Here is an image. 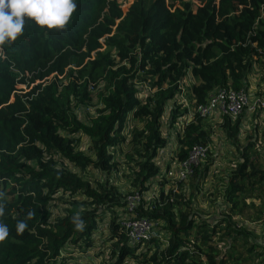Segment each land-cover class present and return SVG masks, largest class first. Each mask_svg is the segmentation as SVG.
<instances>
[{
  "label": "trees",
  "instance_id": "obj_1",
  "mask_svg": "<svg viewBox=\"0 0 264 264\" xmlns=\"http://www.w3.org/2000/svg\"><path fill=\"white\" fill-rule=\"evenodd\" d=\"M103 1L76 0L78 9L64 31L28 22L17 41L0 47V223L9 229L0 242V264H80L74 252L94 248L105 217L106 234L98 236L112 249L102 264H264V240H253L232 219L254 205L246 198L264 196V170L253 162L255 140L237 143L240 116H223L218 125L239 161L220 193L226 212L215 219L164 190L165 174L153 161L166 143L160 118L186 73L194 79L187 88L194 103L215 88L246 87L252 63L263 55L264 0H132L124 13L111 2L101 17ZM173 1L177 6L170 9ZM30 77L29 83L36 82L16 93ZM138 83L149 88L143 99L137 97ZM79 106H93L85 121L73 113ZM185 113L174 101L167 124ZM82 135L90 153L77 148ZM176 142L178 164L193 146H206L202 118L193 114ZM123 145L128 150L122 162L134 189L125 195L108 180L118 169L110 150ZM64 163L77 173H103L102 179L89 183ZM206 166L199 172L193 167L192 175L202 178ZM155 178L157 195L126 210V196L142 195ZM75 191L81 196L75 200L57 195ZM53 200L63 204L61 215L49 211ZM131 215L152 223L148 240L128 241L121 217ZM258 215L264 238V212ZM19 221L27 224L23 233L16 230Z\"/></svg>",
  "mask_w": 264,
  "mask_h": 264
},
{
  "label": "rangeland",
  "instance_id": "obj_2",
  "mask_svg": "<svg viewBox=\"0 0 264 264\" xmlns=\"http://www.w3.org/2000/svg\"><path fill=\"white\" fill-rule=\"evenodd\" d=\"M132 0H104L101 6L100 16L108 15L107 7L111 2L119 5L121 11L124 13L131 3ZM211 0L210 5L213 4ZM194 4L198 2L193 1ZM204 0L200 1L202 4ZM198 5V4H197ZM177 6V2L173 1L170 9ZM264 69V65L259 68L261 72ZM50 79V76L48 77ZM34 79H36L34 77ZM32 77L25 84H18L16 89V93H22L29 89V87L36 82H30ZM189 77L187 76L186 81L181 82L182 89H186L188 86ZM29 83V84H28ZM28 84V85H27ZM137 87H140V91L137 95L138 97L144 98V96L148 93L149 88L145 83H138ZM184 99L187 100V97L183 95ZM91 104H94V100L92 99ZM171 102L166 104L165 111L160 118L161 128L160 133L166 139L165 146L157 151L156 157L153 159L155 164L159 168V173L164 175V180H166L167 184L163 186L164 190L170 189L176 194H180L184 197V199H189L191 202V207L193 211L197 212L203 218L208 220H213L216 216H219L222 212H226V209H223L219 204L222 202L221 200V190L223 188V182L226 179V175L230 170H232L239 161V153L236 148L230 145L229 141L225 139L222 134V131L218 129V120L207 119L204 118V129L209 133V142L206 145L208 150L205 151L204 157L200 159L198 162V166H196L197 172L201 171L205 164H207V171L205 175L198 179L195 175H190L186 178L185 174L182 173L179 181L178 171L179 167L177 165L175 159V153L177 152V138L181 132L180 119L177 120L176 124L168 122L167 110L171 106ZM191 107V105H189ZM74 115L80 119L81 121H85L87 116H91L93 114V106H79L73 109ZM240 129L239 135L237 136L238 146L242 144H246L247 140H255L256 146V157L253 159V162L257 167L264 170V152H263V142L264 139V113L258 114H241L240 115ZM133 122H127V127L129 128ZM125 136L127 134L125 133ZM77 148L82 152L88 151V139L86 136H81L79 139V144ZM128 150L127 145H123L120 147H115L110 150L112 152L115 160L117 161V171L110 173L108 175V180L111 184H113L121 194H127L134 189L129 186L130 176L128 175L127 169L124 167V163L122 162V155L125 151ZM66 168L73 173L77 174L81 179L88 181L89 183L92 180H101V174L96 173L93 170H87L85 174L82 172L77 173L71 165L64 163ZM168 168V170H166ZM187 170H185L186 172ZM227 173V174H226ZM105 175V174H104ZM156 178L153 180H149L148 182V190L142 194V199L145 203L149 200V198L157 195V185ZM57 195L62 196L63 200H75L80 198L78 191L73 192V194L61 193L58 192ZM148 196V198H147ZM141 198V197H139ZM245 203L252 202L254 205L245 208L241 211L240 215L232 216L233 220H237L238 226H242L245 230L251 233L253 240H264L263 231L260 225V217H258V212H264V196L262 198H251L248 197L245 199ZM63 204L60 201L53 200L49 203L48 209L51 211L52 216H58L62 214ZM119 212V211H118ZM122 220H126L124 216L121 217ZM108 217H105L104 224H102L98 229L97 233L106 234L105 231L101 230V227L106 224ZM157 226H154V230H156ZM95 236V245L94 248L87 249L85 252H74V256L80 264H102L109 261V256L111 252V243L104 239V237ZM220 244V242H219ZM97 252V254H96ZM236 252H239L237 249Z\"/></svg>",
  "mask_w": 264,
  "mask_h": 264
},
{
  "label": "built area",
  "instance_id": "obj_3",
  "mask_svg": "<svg viewBox=\"0 0 264 264\" xmlns=\"http://www.w3.org/2000/svg\"><path fill=\"white\" fill-rule=\"evenodd\" d=\"M263 65L264 50L263 55L251 65V71L246 78V87L238 90H232L229 87L215 88L208 94L204 102L194 104L192 108H189L187 100L182 96L181 81L178 86L181 92L176 95V99L178 100L177 103L187 109V113L180 118L181 128L192 119L194 113L200 116L202 120L207 118L219 121L223 116L233 121L241 114L260 115L264 113V69L261 72L259 71V68ZM207 150V146L200 147L195 145L192 147L187 158L178 164L179 171L177 173L179 180H182L180 178L182 173L185 174L186 178L192 174V168L197 166ZM185 170L187 171L185 172ZM142 198V195L137 192L126 196L125 209L131 211L143 200ZM125 218L127 219L122 220V225L131 244L148 240L149 236L153 234V225L145 217H134L131 215L125 216Z\"/></svg>",
  "mask_w": 264,
  "mask_h": 264
},
{
  "label": "clouds",
  "instance_id": "obj_4",
  "mask_svg": "<svg viewBox=\"0 0 264 264\" xmlns=\"http://www.w3.org/2000/svg\"><path fill=\"white\" fill-rule=\"evenodd\" d=\"M213 2L216 3L217 0H214ZM77 9L78 5L76 0H0V47L17 41L24 34L28 22H31L38 27H43L48 31H64L71 23V18ZM187 75L190 76V73L185 74V76L178 82V86L180 85L181 81H186ZM191 83H194V79L193 81H188V86ZM188 86L182 91V96L185 95L187 97L188 105H191L189 108H192L193 105L197 103H194L193 98L189 97V93L187 91ZM139 89L141 88L138 87V92H142V90L140 91ZM180 92L181 91L179 90L176 95H178ZM176 95L174 97V101L176 104L180 105L177 103L178 100L176 99ZM138 98L142 99V97ZM174 101L169 102L174 103ZM180 107L185 108L181 105ZM222 118L220 121L218 120L219 123L221 122ZM202 122L204 123V120H202ZM3 199L4 193L0 192V201ZM4 214L5 204L0 202V217L4 216ZM32 215L33 213L29 212L28 216L31 217ZM77 226L82 227V223L78 224ZM26 228L27 224L24 221H19L16 225V230L18 233H23ZM8 236L9 229L7 225L0 223V242H3Z\"/></svg>",
  "mask_w": 264,
  "mask_h": 264
},
{
  "label": "crops",
  "instance_id": "obj_5",
  "mask_svg": "<svg viewBox=\"0 0 264 264\" xmlns=\"http://www.w3.org/2000/svg\"><path fill=\"white\" fill-rule=\"evenodd\" d=\"M187 76L189 77L190 81H193V78L192 77H190L189 75H187Z\"/></svg>",
  "mask_w": 264,
  "mask_h": 264
}]
</instances>
